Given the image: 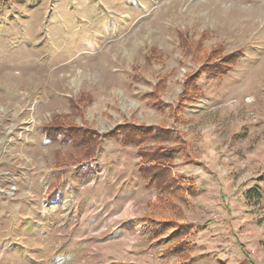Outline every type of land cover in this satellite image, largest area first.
Masks as SVG:
<instances>
[{"label": "rangeland", "instance_id": "rangeland-1", "mask_svg": "<svg viewBox=\"0 0 264 264\" xmlns=\"http://www.w3.org/2000/svg\"><path fill=\"white\" fill-rule=\"evenodd\" d=\"M235 53L170 117L187 77ZM0 72V264H183L165 255L172 230L149 239L144 218L164 219L135 146L103 140L86 178L55 164L74 149L42 129L83 94L81 126L163 125L187 141L173 173L196 188L174 201L196 226L188 264H264V0H0ZM166 75L160 110L149 97ZM57 176L63 197H49Z\"/></svg>", "mask_w": 264, "mask_h": 264}, {"label": "trees", "instance_id": "trees-1", "mask_svg": "<svg viewBox=\"0 0 264 264\" xmlns=\"http://www.w3.org/2000/svg\"><path fill=\"white\" fill-rule=\"evenodd\" d=\"M184 47H186V44H184ZM221 52H219L220 56ZM238 60L239 53L228 57L223 56L219 63L207 65L198 75L187 77L180 96V104L169 108L170 117L172 116L174 120H178L183 111L181 110L182 103L187 100L192 101L196 98H194V95L200 94L198 81L202 76L207 75L209 79L217 80L222 75H228ZM167 77H170V75H166V77L159 81L149 97V103L157 106L160 110H163L161 108L163 104L161 95L166 89ZM134 80H139V76L135 75ZM92 101L93 98L89 94H83L79 99H70L71 112L56 115L49 123L44 125L42 135L48 141L63 144L68 143L74 149L73 152L67 154H64L62 149L57 150L55 154L56 164L60 167L64 164V158L67 157L74 165L82 166L78 175L85 178L91 175L94 170L89 166V163L96 158L103 140L121 142L126 146L138 148V156L141 158L139 175L146 182V187L156 190L157 208H161L159 214L164 219L158 220L154 213L144 218V223L150 227L151 231L149 239L150 241L160 239L168 235L172 230V233L168 235L170 244L165 251V255L178 256L182 259L183 264L190 263L191 254L189 250L191 245L187 239L193 233L196 226L192 223L177 221L175 214L176 217L177 214H180V208L174 204V201L179 200L185 204L187 195H194L196 188L193 181L190 180L188 181L189 187L185 189V181L183 183L173 173L174 155L176 153L180 152L183 154L184 163L190 160L187 141H185L180 132L163 125L150 128L145 124L123 123L107 133L101 134L90 127L75 123L73 119L76 115H80V106H87ZM147 144H153V146L147 148L145 146ZM261 181L264 182V176H262ZM58 193L57 190H54L50 194V197L58 196ZM247 197L249 200L260 201L262 195L259 191L250 190L247 192ZM149 205L156 207V204L154 205L152 202ZM169 210L172 213L167 218L166 215Z\"/></svg>", "mask_w": 264, "mask_h": 264}, {"label": "crops", "instance_id": "crops-1", "mask_svg": "<svg viewBox=\"0 0 264 264\" xmlns=\"http://www.w3.org/2000/svg\"><path fill=\"white\" fill-rule=\"evenodd\" d=\"M54 143V142H53ZM66 144H68V143H66ZM68 145H70V144H68ZM60 149H62V148H60ZM73 149V148H72ZM138 149V148H137ZM59 150V149H58ZM63 150V149H62ZM73 152V151H72ZM64 153V152H63ZM69 153V152H68ZM56 154V153H55ZM137 154H138V151H137ZM140 158V157H139ZM174 159H175V156H174ZM183 159H184V157H183ZM67 160H69L68 158H66L64 161H63V165H61L60 167L58 166V168H64L65 167V164H67L66 163V161ZM70 161V160H69ZM185 161V160H184ZM70 164H72V165H74L72 162H70ZM140 165H141V158H140ZM75 166H79V165H75ZM129 166V165H128ZM82 167V166H81ZM92 168V167H91ZM94 169V168H93ZM81 171V170H80ZM80 171L78 172V173H80ZM94 171H95V169L92 171V174L94 173ZM138 172H139V169H138ZM91 174V175H92ZM79 177H80V175H78ZM90 176V175H89ZM86 178V177H85ZM142 179V178H141ZM143 180V179H142ZM61 183V177L60 176H57V178H56V182L55 183H52L51 185H50V187H49V189L48 190H50V188H51V193L54 191V190H57L59 193H58V196H62L63 197V194L60 192V190H59V184ZM146 183V182H145ZM148 188V187H147ZM154 189V188H153ZM155 190V189H154ZM156 191V190H155ZM50 193V194H51ZM49 197H50V195H49ZM148 205H149V203H148ZM150 206V205H149ZM182 223V222H181Z\"/></svg>", "mask_w": 264, "mask_h": 264}, {"label": "bare ground", "instance_id": "bare-ground-1", "mask_svg": "<svg viewBox=\"0 0 264 264\" xmlns=\"http://www.w3.org/2000/svg\"><path fill=\"white\" fill-rule=\"evenodd\" d=\"M5 69V68H4ZM8 70V69H7ZM0 73H2V72H0ZM28 86V85H27Z\"/></svg>", "mask_w": 264, "mask_h": 264}]
</instances>
